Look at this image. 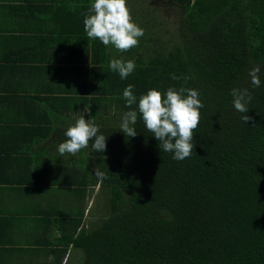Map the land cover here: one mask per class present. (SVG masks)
I'll return each instance as SVG.
<instances>
[{
	"label": "trees",
	"instance_id": "trees-1",
	"mask_svg": "<svg viewBox=\"0 0 264 264\" xmlns=\"http://www.w3.org/2000/svg\"><path fill=\"white\" fill-rule=\"evenodd\" d=\"M169 1L174 40L135 18L110 53L103 0H72L65 34H39L86 44L85 60H63L87 74L98 121L57 241L81 264H264V0ZM101 189L106 213L85 224L81 192Z\"/></svg>",
	"mask_w": 264,
	"mask_h": 264
},
{
	"label": "crops",
	"instance_id": "crops-1",
	"mask_svg": "<svg viewBox=\"0 0 264 264\" xmlns=\"http://www.w3.org/2000/svg\"><path fill=\"white\" fill-rule=\"evenodd\" d=\"M71 1L0 0V264L72 259L74 246L57 241L56 218L79 202L72 200V185L87 187L83 152L71 154L96 150L88 125L98 121L88 116L93 104L85 103L87 74L78 76L63 58L85 60L87 46L75 42L51 49L39 37L71 16ZM69 130L76 139L65 134ZM81 193L87 224L97 216L89 214L95 192ZM52 242L54 248L48 246Z\"/></svg>",
	"mask_w": 264,
	"mask_h": 264
},
{
	"label": "rangeland",
	"instance_id": "rangeland-1",
	"mask_svg": "<svg viewBox=\"0 0 264 264\" xmlns=\"http://www.w3.org/2000/svg\"><path fill=\"white\" fill-rule=\"evenodd\" d=\"M102 1V0H101ZM102 8L108 17L112 20L110 27L107 28L106 38L110 48H113L110 53L113 54L115 50L114 44H117L119 37L126 35L129 32V28L134 24L135 18L142 21L147 17L155 20L154 23L148 24V29L159 33L163 38L167 40H174L177 33L179 22V12L177 6L169 4V0H103ZM169 1V2H168ZM101 6V7H102ZM133 33V32H132ZM136 34L133 36L135 37ZM165 38V39H166ZM122 43H125L124 39H121ZM56 146V145H55ZM81 153V152H80ZM58 155V154H57ZM56 155V156H57ZM82 159L81 165H88L91 160L94 161L95 157L91 155L89 151H86ZM91 196V195H90ZM106 204V193L103 189L96 191L91 196L89 202V210L94 211V208L98 209L99 214L104 212V206ZM52 233V231L50 232ZM72 259L68 264H81L83 263V252L80 249L72 248ZM35 261L38 259L33 258ZM33 260L32 264L35 262Z\"/></svg>",
	"mask_w": 264,
	"mask_h": 264
},
{
	"label": "clouds",
	"instance_id": "clouds-1",
	"mask_svg": "<svg viewBox=\"0 0 264 264\" xmlns=\"http://www.w3.org/2000/svg\"><path fill=\"white\" fill-rule=\"evenodd\" d=\"M75 152H76V153H72L71 155H75V154L79 153L80 150H76ZM91 155H92V154H91ZM92 156H93V155H92Z\"/></svg>",
	"mask_w": 264,
	"mask_h": 264
}]
</instances>
